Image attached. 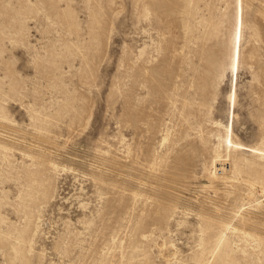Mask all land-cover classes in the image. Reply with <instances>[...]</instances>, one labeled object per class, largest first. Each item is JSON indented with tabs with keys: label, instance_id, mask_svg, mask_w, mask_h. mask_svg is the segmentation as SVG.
<instances>
[{
	"label": "rangeland",
	"instance_id": "rangeland-1",
	"mask_svg": "<svg viewBox=\"0 0 264 264\" xmlns=\"http://www.w3.org/2000/svg\"><path fill=\"white\" fill-rule=\"evenodd\" d=\"M0 264H264V0H0Z\"/></svg>",
	"mask_w": 264,
	"mask_h": 264
},
{
	"label": "bare ground",
	"instance_id": "bare-ground-1",
	"mask_svg": "<svg viewBox=\"0 0 264 264\" xmlns=\"http://www.w3.org/2000/svg\"><path fill=\"white\" fill-rule=\"evenodd\" d=\"M240 19L242 20V9L240 11ZM238 48H240V46H238ZM235 94H236V86L233 88V99H232V101L234 103H235V97H236ZM230 144H231V146L232 145L240 146V145L235 144L232 140L230 141ZM217 165H220V169H219V167ZM213 170H214V174H216L219 170H222L223 172H226L227 171V168H226V165H224V163H221V161H220V163H218V162L217 163H214Z\"/></svg>",
	"mask_w": 264,
	"mask_h": 264
}]
</instances>
